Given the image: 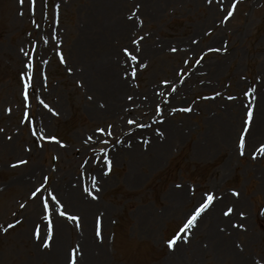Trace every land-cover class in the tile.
I'll list each match as a JSON object with an SVG mask.
<instances>
[{"label":"rangeland","instance_id":"1","mask_svg":"<svg viewBox=\"0 0 264 264\" xmlns=\"http://www.w3.org/2000/svg\"><path fill=\"white\" fill-rule=\"evenodd\" d=\"M0 129V264H264V0H0Z\"/></svg>","mask_w":264,"mask_h":264},{"label":"snow or ice","instance_id":"2","mask_svg":"<svg viewBox=\"0 0 264 264\" xmlns=\"http://www.w3.org/2000/svg\"><path fill=\"white\" fill-rule=\"evenodd\" d=\"M18 2H19L20 4H23V3H24V0H18ZM29 3H30V5H34V4H35V0H29ZM228 15L231 16L232 13L229 12ZM133 43H135V41H133ZM173 51H175V49H173ZM124 55H125L126 57H127V56H131V59H132L133 61H135V60L137 59V57H136L135 55H131L127 49L124 50ZM62 62H63V61H62ZM27 88H28V85L25 84V93H24L25 100H27V98H28V97H27V91H26ZM45 107H48V106L45 105ZM187 110H188V109H185V111H187ZM253 115H254V114H253L252 109L249 108V109L247 110V119H246L245 122H244L245 125H246V127L244 128V132H245V133H248V131H249V127L251 126V124H252V122H253ZM133 122H134V121H129V123H133ZM0 131H2V129H0ZM100 131H103V130H100ZM89 139H91V138H89ZM62 146H63V145H62ZM239 147H240V149H241L240 155H244V151H243V149H244V147H245V139H244V136H241V137H240V144H239ZM259 151L264 152V145L261 146V148L259 149ZM108 163H109V165H110V162H108ZM37 192H39V189H37ZM35 195H36V193L34 192V193H33V196H35ZM89 195H91V193H89ZM232 195L236 196V195H238V193L233 192ZM92 198L95 199L96 197L93 196ZM52 199L55 200L56 198H55V197H52ZM213 200H214L213 195H211V194L207 195L205 202L202 203V204L200 205V207L196 209L195 214L192 215V217L188 220L187 224L185 225V229H186V228H190V227H192V226L194 225V223H195V221L197 220V218H198V217H199L204 211H206V210L209 208V206L212 204ZM44 210H45V211L48 210V204H47V203H45V205H44ZM232 211H233V209H232V208H229L227 211L224 212V215H225V216H228V215L231 214ZM60 215H61V216H65V215H67V213L64 212V211H61V212H60ZM241 215H242V214H241ZM67 219H68V220H71V221H76V220H78L79 218H78L77 216H74V215H67ZM9 227H12V225H9ZM241 227H242V226H241ZM181 231H184V229H181ZM97 235H99V231L97 232ZM49 238H51V228H49ZM175 242H176V241H175V238L172 239V240H170V241L168 242V246H169V248H172L173 245L175 244ZM43 243H44V247H48V246H49V243H48V240H47V239L44 240ZM73 264H75V261H74V260H73Z\"/></svg>","mask_w":264,"mask_h":264},{"label":"bare ground","instance_id":"3","mask_svg":"<svg viewBox=\"0 0 264 264\" xmlns=\"http://www.w3.org/2000/svg\"><path fill=\"white\" fill-rule=\"evenodd\" d=\"M114 3H115V2H114ZM113 63H114V62H113ZM107 66H108V65H107ZM111 68H112V67H109L110 70H111ZM116 69H118V68L114 67V73H115V70H116ZM115 75H116V73H115ZM124 84H125L124 82L118 80V85H119L120 87L123 88V87H124ZM227 135H228V134H227ZM87 199H88V198H87ZM74 201H77V199L75 198ZM69 203H72V202H69ZM61 225H63V224L60 223L59 225L55 226L56 238L58 237V238H57V241H56V242H57L56 245L59 246L58 249L62 246V241H61V240H62V233H61V230H60V229H61ZM92 241H93V242H92V243H93V244H92V248H93L95 251H99L98 254H99V253H102V252H101V247L99 246V244H98L97 242H95V240H92ZM92 248H89L87 252L85 251V258H86V260H88V259L90 258L91 250L93 251ZM89 252H90V253H89ZM60 256H61V255H60Z\"/></svg>","mask_w":264,"mask_h":264}]
</instances>
